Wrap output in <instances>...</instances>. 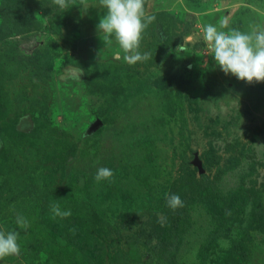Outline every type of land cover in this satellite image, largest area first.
Returning <instances> with one entry per match:
<instances>
[{
  "label": "rangeland",
  "instance_id": "1",
  "mask_svg": "<svg viewBox=\"0 0 264 264\" xmlns=\"http://www.w3.org/2000/svg\"><path fill=\"white\" fill-rule=\"evenodd\" d=\"M106 11L0 0V230L21 246L0 264H264V82L204 40L264 26V0H145L134 65L98 32Z\"/></svg>",
  "mask_w": 264,
  "mask_h": 264
},
{
  "label": "clouds",
  "instance_id": "2",
  "mask_svg": "<svg viewBox=\"0 0 264 264\" xmlns=\"http://www.w3.org/2000/svg\"><path fill=\"white\" fill-rule=\"evenodd\" d=\"M53 3L62 10L68 8V0H53ZM100 4L107 11L96 27L99 33L104 34V39L110 41L114 36L125 53L124 60L130 65L149 60L150 53L138 50L143 31L155 20V16L146 15L145 0H100ZM226 27L227 22L221 21L219 28ZM204 40L216 64L226 75H234L238 80L248 83L264 82V26H257L252 32L246 33L237 28L218 30L216 25L206 24ZM114 175V170L100 167L94 179L97 182L111 181ZM165 199L173 211L185 206L178 194L166 193ZM50 208L53 218L64 219L72 215L70 209L61 210L55 202ZM158 222L164 225V220ZM16 224L22 229L29 227L27 218L20 214L16 216ZM71 231L75 232V229ZM19 235L16 230H0V260L21 254Z\"/></svg>",
  "mask_w": 264,
  "mask_h": 264
},
{
  "label": "water",
  "instance_id": "3",
  "mask_svg": "<svg viewBox=\"0 0 264 264\" xmlns=\"http://www.w3.org/2000/svg\"><path fill=\"white\" fill-rule=\"evenodd\" d=\"M99 123H100V120H99V119H96V120L92 123L91 127L93 128V127H95L96 125H98ZM193 163H194L195 166H196L197 172H198V173L202 172V169L200 168V163H199L198 161H194Z\"/></svg>",
  "mask_w": 264,
  "mask_h": 264
}]
</instances>
